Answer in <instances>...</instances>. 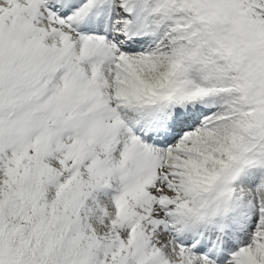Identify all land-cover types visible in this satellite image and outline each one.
Segmentation results:
<instances>
[{
  "label": "snow or ice",
  "instance_id": "snow-or-ice-1",
  "mask_svg": "<svg viewBox=\"0 0 264 264\" xmlns=\"http://www.w3.org/2000/svg\"><path fill=\"white\" fill-rule=\"evenodd\" d=\"M0 264H264V0H0Z\"/></svg>",
  "mask_w": 264,
  "mask_h": 264
}]
</instances>
